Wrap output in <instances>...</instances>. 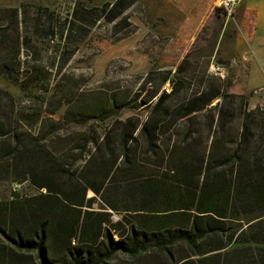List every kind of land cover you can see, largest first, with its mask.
Instances as JSON below:
<instances>
[{"label": "trees", "instance_id": "trees-1", "mask_svg": "<svg viewBox=\"0 0 264 264\" xmlns=\"http://www.w3.org/2000/svg\"><path fill=\"white\" fill-rule=\"evenodd\" d=\"M135 3L76 2L58 28L48 8H0V77L21 84L33 39L76 43L100 21L130 28ZM166 83L144 119L124 120L106 91L55 119L16 114L0 89V173L34 192L0 202V264H264V108L209 69L165 71Z\"/></svg>", "mask_w": 264, "mask_h": 264}, {"label": "rangeland", "instance_id": "rangeland-1", "mask_svg": "<svg viewBox=\"0 0 264 264\" xmlns=\"http://www.w3.org/2000/svg\"><path fill=\"white\" fill-rule=\"evenodd\" d=\"M113 1L0 0V8H19L26 4L32 6L31 13L34 7L48 8L55 13L54 26L58 28L76 2L91 8L101 7ZM215 11L222 13L217 6ZM129 15L132 25L130 28L113 29L111 25L100 21L84 40L76 43H67L58 35L52 40L41 37L33 39L29 52L22 50L20 55L21 84H15L5 76L0 77V89L9 91L15 98L16 114L26 110L31 114L32 111L42 113L43 116L48 115L50 111H57L55 117H52L56 119L68 103H90L91 99L97 96L96 91H106L125 104L119 111L118 118L124 120L138 116L144 119L148 109L144 108L143 101L156 86L159 87V92L170 91L169 83L160 85L161 74L165 71L174 73L175 69H170L178 60L174 54H180L185 47H179L176 51V43L170 39L173 37L166 34L165 38H159L156 27L146 23L143 0H136ZM219 27L218 22L214 25L208 23L198 30L195 27L194 33L198 32L196 50L188 54L190 57L187 69H208L209 56L211 49L216 45ZM65 51H73V54L61 67L67 57L63 56ZM214 59L217 60L216 57ZM150 72L155 73L153 86L145 84ZM225 80L229 84L228 92L232 93V85ZM254 96L262 99V96ZM35 97L47 99L43 107L41 101L35 100ZM8 109L6 108V111H9ZM108 123L109 120L96 123V126L100 131ZM1 168H5V165L0 166ZM14 192L19 196L34 193L27 184L16 185L10 177L0 173V202L11 200Z\"/></svg>", "mask_w": 264, "mask_h": 264}, {"label": "crops", "instance_id": "crops-1", "mask_svg": "<svg viewBox=\"0 0 264 264\" xmlns=\"http://www.w3.org/2000/svg\"><path fill=\"white\" fill-rule=\"evenodd\" d=\"M217 1L143 0L144 16L147 24L156 27L159 38L166 34L173 37L170 39L176 43V51L185 47L180 54H174L178 60L170 69L188 68V54L196 50L195 27L198 30L208 23H220L217 42L209 56V71L214 73L213 67L221 68L224 79L232 85L231 92L245 95L249 109L264 108V97L252 95L264 87V0H242L229 19L215 11Z\"/></svg>", "mask_w": 264, "mask_h": 264}, {"label": "built area", "instance_id": "built-area-1", "mask_svg": "<svg viewBox=\"0 0 264 264\" xmlns=\"http://www.w3.org/2000/svg\"><path fill=\"white\" fill-rule=\"evenodd\" d=\"M242 0H218L216 3V6L222 11L223 15L229 19L234 14V11L236 7L240 5ZM221 68L219 67H213L212 71L214 73L219 74V77L221 79H224V74L222 73ZM254 95L262 96L264 97V87L258 90L253 91Z\"/></svg>", "mask_w": 264, "mask_h": 264}]
</instances>
